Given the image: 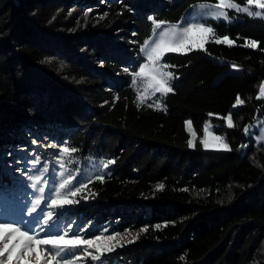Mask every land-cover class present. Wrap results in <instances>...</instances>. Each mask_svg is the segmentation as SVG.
I'll return each instance as SVG.
<instances>
[{"label":"trees","instance_id":"16d2710c","mask_svg":"<svg viewBox=\"0 0 264 264\" xmlns=\"http://www.w3.org/2000/svg\"><path fill=\"white\" fill-rule=\"evenodd\" d=\"M215 2L0 0V150L39 170L29 175H40L45 200L54 198L45 180L57 188L73 174L92 180L59 224L64 217L78 228L87 222L89 236L105 228L139 231L105 264H264V143L245 131L264 117V98H256L264 82V15L208 20L212 39L228 35L232 47L209 42L206 52L167 54L174 92L161 109L159 93H145L140 79L130 84L150 36L149 16L175 23L191 7ZM245 38L258 48L242 47ZM237 96L243 103L233 107ZM229 112L232 128L224 123ZM186 121L197 132L210 122L230 150L208 151L198 142L189 148ZM26 135L46 136L56 148L35 147ZM16 145L22 149L7 150ZM62 146L77 151L61 154ZM109 160L110 171L102 167ZM5 164L0 159V216L28 219L24 198L40 193ZM97 173H107L103 183ZM42 206L55 219L56 209Z\"/></svg>","mask_w":264,"mask_h":264},{"label":"snow or ice","instance_id":"6c2138e0","mask_svg":"<svg viewBox=\"0 0 264 264\" xmlns=\"http://www.w3.org/2000/svg\"><path fill=\"white\" fill-rule=\"evenodd\" d=\"M202 11L197 15L189 13L188 15L182 16L181 21L177 24H171L170 28H163L162 25L170 22L157 21L153 16H149L147 19L152 22V27L150 29V37L146 38L139 50V64L137 69H133L130 73L132 79L130 84L135 86L137 84V78L140 79V83L143 86L145 93L148 90H151V96H155L157 93L160 94L157 97L155 107L157 109L162 108L161 100L166 97L169 93L174 92V87L171 81L174 78V73L167 71L170 67H175V65H170L165 59L166 55L169 53H175L179 55H188L194 51H207L205 45L209 42H214L217 45L225 44L228 47H232L235 44L228 35L223 37H217L214 40L213 36L216 35L215 26L211 23H208L207 18L219 23L221 19L227 23H231L234 19H239L238 16L229 17L227 14L228 9L235 10V12L246 13L249 17H262L264 15V0H245V6L233 2V0H216L214 4H200L198 6ZM252 9H255L253 11ZM88 11H91L90 9ZM195 11V9H194ZM87 15V13H85ZM105 16L107 13L104 14ZM159 30V31H157ZM136 35V33H133ZM198 36V39L194 40L193 37ZM239 38V37H238ZM242 47L257 49L259 42L255 40H249L245 38V42ZM171 59V57H168ZM47 59V58H46ZM233 67H235L233 65ZM129 70L126 68L125 72ZM178 78V77H176ZM261 96H264V85L260 87V95L256 98L260 99ZM150 98V97H149ZM137 99H140L141 103L144 102V96L137 95ZM243 101L237 96L235 104H242ZM153 105L149 104L148 107ZM211 115V114H210ZM232 113L229 112L226 118V128H232L233 120ZM186 128L189 130L190 134L195 138L196 134L192 131V122H185ZM222 131L226 132L222 126H217ZM247 132V128H245ZM211 133L208 130L207 124L203 129V139L200 140V143L205 149L208 148V136ZM212 138L216 141H219L224 150H230L228 143L225 142L226 137L218 134H212ZM33 144H36L37 141L33 140ZM187 145L189 148L194 147L193 139L187 140ZM49 147L55 148L56 145H49ZM76 148H69L67 146L61 147V154L64 153H75ZM114 160H109L107 163H104L102 167L108 171L109 164L114 163ZM33 165L39 163V157H36L31 161ZM29 173L39 170L36 168H30ZM74 173H79V169L73 170ZM107 173L100 174L97 173L95 179L103 183ZM28 179L31 181L30 187L40 195L36 196L34 201L31 203V210L28 215L33 217V220L27 221L23 226L18 223L9 222V221H0V258L5 257L7 253L6 260L12 262L13 255H16L15 264H22L25 257L29 256L30 253L35 251L36 245H48L51 247L45 248L44 251L51 256L53 261H56L57 264H70L73 259H79L81 253H86L87 249L82 246H87V248H93L96 245L99 247L96 248L94 254H88L89 258L93 262H98V264H105V261L108 260L109 256L116 252V250L123 249L124 244L119 242L113 244L112 241H116L117 237L121 233H109L107 228L103 229L100 233L95 236H87V227L82 229L72 230L71 225L67 231H64L60 234L49 235V231L53 227H57L59 220L62 216L66 214H71L74 206L80 204V200L75 199L88 187V184L92 182L90 178H83L82 176H77L76 174L70 175L67 180L61 182L57 187H54V181L49 183L47 180L44 181L48 185L47 193L49 196H54L50 200H45L44 194L46 188L44 186H39L41 184L40 175H29ZM69 181H73L71 188L67 195H62L60 190L68 186ZM159 188H163V185H159ZM95 194L93 193V196ZM82 199L86 203L89 200V196L84 195ZM44 204H50L53 206L55 211H45L42 206ZM46 217V218H45ZM39 225L41 222L48 231H45L42 238H38L39 234H33L34 232V223ZM159 227V226H157ZM140 231H147V226L142 227ZM81 232L85 233L84 236H81ZM125 232H130V230H125ZM105 233H108L105 235ZM18 238V242L13 243V240ZM138 237H133L128 240V244L135 243ZM11 245V247H10ZM63 247V254L61 255L60 251H54L56 249H61ZM20 250L19 254L17 250ZM59 257V259H58ZM0 264H5L3 259H0ZM37 264H41L39 255H37Z\"/></svg>","mask_w":264,"mask_h":264},{"label":"rangeland","instance_id":"374dc122","mask_svg":"<svg viewBox=\"0 0 264 264\" xmlns=\"http://www.w3.org/2000/svg\"><path fill=\"white\" fill-rule=\"evenodd\" d=\"M233 2H236V3L240 4L241 6H245V0H243L242 3L239 0H233ZM202 4H214V3H202ZM198 5H200V4H197V5L193 6V7H191L183 16L188 15L189 13H191L193 15H197L198 13H200L202 10L199 9L198 7H196ZM194 9H195V11H194ZM252 10L255 11V9H252ZM230 13H233V14L230 15ZM227 14H228L229 17H233V16H237V15H245V16H247L246 13H243V12L237 13V12H235V10H232V9H228L227 10ZM197 18H199L198 15H197ZM253 18H262V17H253ZM207 19L208 20H212L210 17L207 18ZM234 20H236V19H234ZM180 21H181V18H180L179 21H177L175 23H166V24L162 25V27L163 28H170L171 24H177ZM212 21H214V20H212ZM221 21H223V19H221ZM157 31H159V30H157ZM193 39L194 40L198 39V36H194ZM137 80H139V78H137ZM262 85H264V82H262L259 85L258 95H260V87ZM261 98H264V96H261ZM224 123L225 124L227 123L226 119H225ZM206 124L208 126L209 132L211 133L208 136V148L207 149H205L203 147V145L200 143V140L203 139V129H204V127L200 130V132H197L192 127V131L195 132V134H196L195 138H193V136L190 134L189 130L186 128L187 129V133L189 135V139H193V143L194 144L196 142H198L204 150H208V151H226V150L223 149V147H222V145L220 144L219 141H216V140H214L212 138V134H217L213 130V125L210 122L205 123V125ZM246 134H247L246 136L251 138L255 142L256 145L264 143V117L254 121L249 126ZM25 138L28 139L29 142L32 145H34L35 147L54 149L53 147H49V145H56V144H54L53 140H51L50 138H48L46 136H43L40 139H37V138H35L33 136L26 135ZM33 140L37 141V143L33 144L32 143ZM21 149L22 148H19V145H16V146H14V148L7 149V150H21ZM1 151L2 150H0V159H4L6 161V164H5L6 166H8V165L10 166L11 165L10 168L14 169V172L17 173L20 176H24V177L29 176V172H28L29 168L27 166V162H25L24 160L18 159V158H12V155H10V152H8V151H3V152H1ZM28 154H30V153H28ZM33 198H34V196L30 195V194H27L25 196V198H24V201L29 203L30 208H31V203L33 202ZM6 207H8V205L3 204L2 209L4 208V210H3L4 212H6V210H5ZM28 213H27V215H28ZM20 215H21V213L17 212L14 215L9 217L8 213H7V215H5V216H0V221L14 222V223H18L21 226H23L27 221L33 220L32 216H30L27 219V217H25V216L21 217ZM33 223H34V232H33V234L38 233L39 234L38 238H42L44 236L45 231H48V230L45 228V226L43 224L35 225L34 221H33ZM77 223H78V221L74 220L71 217L70 218H68V217L65 218L64 217V218H62V221H60L59 228L58 229L52 228L49 231V235H56V234H60V233H62L64 231H67L69 229L70 225H71L72 230H76V229H78V227H76ZM82 226H83V228H85V227L88 228L89 227L87 222H84L82 224ZM73 228H75V229H73ZM79 229H82V228L80 227ZM125 230H121L120 232H118V233H121V235L117 237L116 241H112L111 243L115 244V243L119 242L121 244H125V243L128 242V240H130L133 237H135L138 234V232H139L138 230H130V232H125ZM84 235L85 234L83 232H81V236H84ZM87 236H89V235H87ZM90 236H95V235H90ZM16 242H18V238L16 240H13V243H16ZM10 247H11V245H10ZM48 247H51V246H48V245H36L35 246V251L30 253L29 256L25 257L23 262H22V264H37V255H39V257H40L41 264H57V262L53 261L51 256L48 255L44 251V249L48 248ZM82 247L87 249L86 253H81L79 259H73L70 262V264H93V261L90 260L88 254H94L96 248L99 247V245H96L93 248H87V246H82ZM54 251H60V253L62 255L63 254V247H61V249H56ZM19 252H20V250L18 249L17 253L19 254ZM6 256H7V253L5 254V257H2L0 259H3L5 261V264H15L16 258H17L16 255H13L12 262H8L6 260ZM58 259H59V257H58Z\"/></svg>","mask_w":264,"mask_h":264}]
</instances>
